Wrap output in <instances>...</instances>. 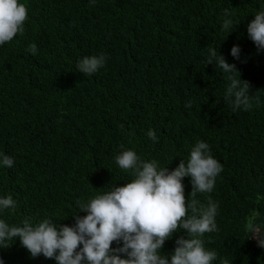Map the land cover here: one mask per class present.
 <instances>
[{"label":"trees","instance_id":"16d2710c","mask_svg":"<svg viewBox=\"0 0 264 264\" xmlns=\"http://www.w3.org/2000/svg\"><path fill=\"white\" fill-rule=\"evenodd\" d=\"M19 2L28 10L25 31L0 46V198L16 201L0 219L73 226L77 200L134 179L115 163L122 150L172 171L204 141L223 167L214 190L196 196L219 205L218 231L203 238L218 253L213 264H264V248L245 231L256 211L264 227V51L247 32L264 0ZM225 9L233 13L229 30H222ZM33 43L36 54L27 51ZM209 48L237 66L250 94L259 92L250 111H233L225 101L229 81L208 65ZM101 53L107 59L97 73L77 71L83 57ZM3 155L13 158L12 168L2 165ZM182 183L187 199L191 178ZM181 236L189 238L175 233L161 254L170 257ZM9 243L0 248L4 264H56L31 258L19 240Z\"/></svg>","mask_w":264,"mask_h":264},{"label":"clouds","instance_id":"9594fccd","mask_svg":"<svg viewBox=\"0 0 264 264\" xmlns=\"http://www.w3.org/2000/svg\"><path fill=\"white\" fill-rule=\"evenodd\" d=\"M232 15L229 9L223 11L222 30L234 26L229 18ZM27 19V7L19 0H0V46L11 42L17 34L23 35ZM247 32L258 52L264 51V10L254 16ZM27 51L36 54V44L29 45ZM208 51V65L214 64L229 81L224 97L232 110L250 111L253 101L259 104V92L250 94V83L241 79L237 66L229 64L215 49ZM240 51L239 46H233L231 55L238 60ZM106 59L103 53L85 56L77 63V71L92 76L105 66ZM191 106V102L185 105ZM147 136L157 142L153 130ZM115 163L120 169L131 171L134 179L86 203L77 200L79 212L72 216L73 226L57 225L50 219L33 225L27 218L22 226H17L0 219V248L7 249L13 244L9 242L19 240L31 258L42 255L56 264H213L218 259L216 251L206 249L203 238L206 233L218 231L215 217L219 205L211 198L206 205L196 199L198 193L214 190L216 178L223 171L207 143L197 141L187 160L182 159L172 171L160 168L155 160H141L133 150H122ZM2 165L12 168L13 158L3 155ZM185 177H190L192 184L187 199L182 183ZM15 208L16 201L11 195L0 198V211ZM259 216L256 211L247 217L245 231L247 239L255 238L257 246L264 248V227L256 222ZM182 230L189 238L181 236L175 241L170 257L162 255L166 241ZM114 242L122 246L113 248ZM0 264H4L2 259ZM220 264L229 261L221 259Z\"/></svg>","mask_w":264,"mask_h":264}]
</instances>
